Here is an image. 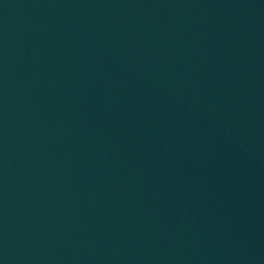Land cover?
<instances>
[{"label":"water","instance_id":"95a60500","mask_svg":"<svg viewBox=\"0 0 264 264\" xmlns=\"http://www.w3.org/2000/svg\"><path fill=\"white\" fill-rule=\"evenodd\" d=\"M0 264H264V0H0Z\"/></svg>","mask_w":264,"mask_h":264}]
</instances>
